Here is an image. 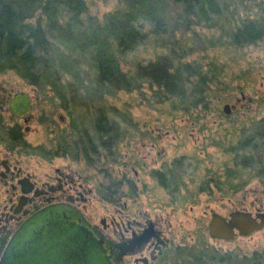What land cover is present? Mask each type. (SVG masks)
<instances>
[{
  "label": "rangeland",
  "instance_id": "1",
  "mask_svg": "<svg viewBox=\"0 0 264 264\" xmlns=\"http://www.w3.org/2000/svg\"><path fill=\"white\" fill-rule=\"evenodd\" d=\"M84 1L87 9L79 24L71 25L72 33L86 30L90 19L102 22L122 7L120 0ZM192 2L188 14L183 4L170 1L157 32L151 23L143 22L146 37L141 42L128 51L113 50L129 76L126 88L99 85L94 51H81L65 40H52L50 59L39 67L36 91L14 72L0 73L2 88L28 92L35 99L33 113L55 122L32 120L26 133L32 148L19 154L10 152L9 135L0 129V159L10 153L11 160L18 158L26 171L39 175L61 166V159L46 160L44 150L55 148L62 139L72 141L84 129L93 134L96 120L103 114L114 130L110 149L101 147L99 134L94 135L101 152L95 182L107 179L116 184L125 175L134 180L136 193L118 184L113 196L117 205L97 194L87 210L94 222L101 218L107 222L127 217L140 220L141 214L156 220L160 213L174 228L186 231L192 193L205 185L210 189L209 208L222 214L233 207L264 211V39L244 45L233 40L243 22L264 18V0ZM69 17L63 11L61 23L70 21ZM160 60L168 62L170 72L178 76L172 95L136 74L137 66ZM198 72L208 78L204 86L198 83ZM199 86L203 89L200 95ZM165 167L180 176L181 187L179 179L172 180L178 191L171 196L156 182V169ZM3 190L0 186V200ZM206 196L203 192L196 195L198 215ZM251 202L254 208L249 206ZM209 246L208 264H235L233 251L238 246L240 254L246 255L264 250V229L233 242L209 239ZM212 248H220L222 253ZM218 255L224 256L223 262L217 260Z\"/></svg>",
  "mask_w": 264,
  "mask_h": 264
},
{
  "label": "flooded vegetation",
  "instance_id": "2",
  "mask_svg": "<svg viewBox=\"0 0 264 264\" xmlns=\"http://www.w3.org/2000/svg\"><path fill=\"white\" fill-rule=\"evenodd\" d=\"M30 85L33 86V91H36L37 87L34 86L38 85ZM17 93H25L30 97V110L23 116H13L9 111L10 101ZM34 100V97L28 92L8 90L0 86V129L10 131V135H8L12 145L9 150L12 154L30 152L32 146L26 141V133L30 130L32 120L55 123L46 116H38L33 113L35 109ZM59 120L62 123L65 121L61 115ZM97 127L99 128L97 129ZM111 127L110 123H100L99 126L95 124L93 134L84 129L83 133L78 134L72 141L62 139V141H58L55 148L44 150L45 153L42 156L46 160L51 161L58 158L64 164L58 167H50L48 171H44L40 175L26 171L18 158H15L14 161L11 160L10 153L0 159V186L4 188V196L0 200V258L18 226L32 213L50 204H64L74 207L108 239L115 243L125 244L128 249L123 256L122 264H208L209 239L233 242L238 238L250 237L264 229L263 225L261 229L250 235H240L235 230V236L229 240L212 237L209 227L214 214L228 220L229 214L234 211L248 212L254 217L264 213V211L257 208L250 211L245 208L233 207L222 214L218 209L209 208L208 194L210 189L208 185L202 186L196 193H192L194 197L191 199H194L188 205L191 220H187L186 231L174 228L172 223L163 218L160 213H156V220L141 214L140 220L127 217L125 221L121 219L119 222H114V220L107 222L105 218H101L98 223L94 222L87 215V210L89 207L91 208L92 201L96 199L97 194L100 196L99 199L117 205L119 202L113 196L115 191L117 192L114 187L118 184H125L129 191L136 193L134 180L125 175L116 184L107 179L99 181L98 184L95 182L94 169L96 168L97 156L101 155V152L98 148L100 146L95 144L94 135L99 134L101 147L110 149L112 146ZM70 136V134L66 135L67 138ZM175 161L178 160H174L173 163ZM172 180H177L178 186L181 187L180 176H174L168 167L163 170L156 169V182L164 191L169 192V196L178 191V187ZM169 184L175 185L172 190L168 188ZM202 192L207 196L201 213L198 215L197 211L195 212L196 203H198L196 195ZM235 193L236 191H234V195ZM126 197H129V193ZM122 203L126 205V202L123 201ZM254 205V202L249 204L253 208ZM212 250L218 254L222 253L220 248H212ZM241 250L242 248L238 246L233 251L235 264H264V250H254L249 255L240 254ZM224 256L218 255L217 260L223 262Z\"/></svg>",
  "mask_w": 264,
  "mask_h": 264
},
{
  "label": "trees",
  "instance_id": "3",
  "mask_svg": "<svg viewBox=\"0 0 264 264\" xmlns=\"http://www.w3.org/2000/svg\"><path fill=\"white\" fill-rule=\"evenodd\" d=\"M170 1L183 4L188 14L192 12L193 0H120L122 7L102 22L90 19L86 30L72 33L71 25L79 24L81 14L87 9L84 0H0V73L12 71L28 84L38 85L39 67L50 59L52 40H65L81 51H94L92 58L99 85L114 90L126 88L129 76L121 69L113 50L128 51L141 42L146 37L141 30L143 22L151 23L153 32H157ZM63 11L70 13V21L66 23L60 20ZM262 39L264 18L243 22L233 35L234 43L240 45ZM170 69L168 62L151 61L137 66L136 74L172 95L178 76ZM197 76L202 86L208 83L206 76L199 72ZM200 86L199 95L203 90ZM202 103L205 107L206 103ZM100 123H109L103 114L96 120L97 126ZM6 132L10 135V131Z\"/></svg>",
  "mask_w": 264,
  "mask_h": 264
},
{
  "label": "water",
  "instance_id": "4",
  "mask_svg": "<svg viewBox=\"0 0 264 264\" xmlns=\"http://www.w3.org/2000/svg\"><path fill=\"white\" fill-rule=\"evenodd\" d=\"M30 110V97L17 93L10 101L13 116ZM225 110L229 112L228 106ZM264 225V213L252 216L234 211L228 220L214 214L210 222L212 237L232 239L237 230L250 235ZM125 244L115 243L92 225L72 206L50 204L28 216L9 239L0 264H122Z\"/></svg>",
  "mask_w": 264,
  "mask_h": 264
}]
</instances>
